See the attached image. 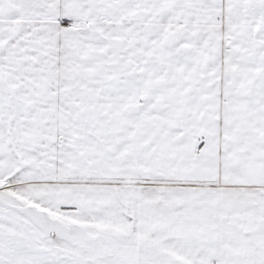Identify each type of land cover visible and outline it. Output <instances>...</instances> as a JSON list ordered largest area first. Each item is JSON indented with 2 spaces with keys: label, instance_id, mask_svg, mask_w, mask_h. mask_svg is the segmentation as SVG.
Instances as JSON below:
<instances>
[{
  "label": "snow or ice",
  "instance_id": "1",
  "mask_svg": "<svg viewBox=\"0 0 264 264\" xmlns=\"http://www.w3.org/2000/svg\"><path fill=\"white\" fill-rule=\"evenodd\" d=\"M0 264H264V0H0Z\"/></svg>",
  "mask_w": 264,
  "mask_h": 264
}]
</instances>
